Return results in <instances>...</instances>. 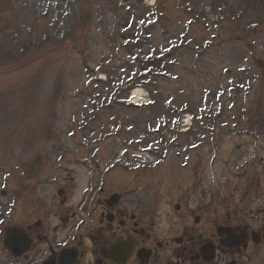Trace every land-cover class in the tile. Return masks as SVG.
Here are the masks:
<instances>
[{"label":"rangeland","instance_id":"obj_1","mask_svg":"<svg viewBox=\"0 0 264 264\" xmlns=\"http://www.w3.org/2000/svg\"><path fill=\"white\" fill-rule=\"evenodd\" d=\"M167 46L174 51L160 56ZM257 60L264 61V0H157L153 7L0 0V264H40L47 242H37L28 261L14 260L2 247L3 230L51 220L38 211H51L60 188L81 193L86 161L99 170L115 162L106 183L158 210L160 226L189 192L190 208L201 202L221 221L247 223L253 215L259 224L264 65ZM134 87L151 106L115 100L100 108L118 91L126 101ZM173 107L193 117L187 135L178 134ZM239 264H264V244Z\"/></svg>","mask_w":264,"mask_h":264},{"label":"flooded vegetation","instance_id":"obj_2","mask_svg":"<svg viewBox=\"0 0 264 264\" xmlns=\"http://www.w3.org/2000/svg\"><path fill=\"white\" fill-rule=\"evenodd\" d=\"M76 187L68 186L69 194L54 202L51 211L39 212L43 216L53 214L56 225L46 222L44 227L39 223L24 229L39 242H46L49 232L54 235L68 229L72 264H238L254 237L259 238L256 232L260 239L264 235V211L253 213L262 216L261 225L255 226L253 215L245 224L223 222L221 213L207 211L201 202L190 208V192L183 206L174 207L172 215H178L183 207L177 221L161 227L157 222L161 213L145 210L140 201L124 195L123 188L106 185L95 196L88 187L87 193L76 200L72 194ZM153 203L156 206L154 197ZM240 238L243 244L235 245ZM250 251L253 252L251 248ZM59 252L49 246L43 264H62Z\"/></svg>","mask_w":264,"mask_h":264},{"label":"water","instance_id":"obj_3","mask_svg":"<svg viewBox=\"0 0 264 264\" xmlns=\"http://www.w3.org/2000/svg\"><path fill=\"white\" fill-rule=\"evenodd\" d=\"M12 235L8 233V235H6V239H5V243H4L6 248H7V250H9L10 252H14V250L17 247V244L11 238H15L16 237V240H17L18 236L21 237L20 235H16V234H12ZM17 255H19V254H17Z\"/></svg>","mask_w":264,"mask_h":264},{"label":"bare ground","instance_id":"obj_4","mask_svg":"<svg viewBox=\"0 0 264 264\" xmlns=\"http://www.w3.org/2000/svg\"><path fill=\"white\" fill-rule=\"evenodd\" d=\"M133 95H134V99H135L134 102H135L136 101V98L138 97L137 95H141V93L139 91H134L133 92Z\"/></svg>","mask_w":264,"mask_h":264}]
</instances>
